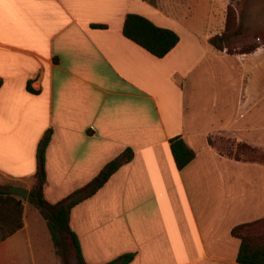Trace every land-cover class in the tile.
Masks as SVG:
<instances>
[{
	"label": "crops",
	"instance_id": "0c3cea01",
	"mask_svg": "<svg viewBox=\"0 0 264 264\" xmlns=\"http://www.w3.org/2000/svg\"><path fill=\"white\" fill-rule=\"evenodd\" d=\"M230 5L246 32H264V0H0V188L3 179L32 188L49 130L53 204L133 151L72 210L87 264L127 254L130 264H241L233 230L264 219V162L241 156L264 155V43L241 53L254 43L242 37L234 54L210 43ZM129 14L179 44L153 56L125 37ZM177 138L195 153L183 169ZM0 216L15 226V211ZM24 219L0 243V264H62L40 212L25 204Z\"/></svg>",
	"mask_w": 264,
	"mask_h": 264
},
{
	"label": "trees",
	"instance_id": "16d2710c",
	"mask_svg": "<svg viewBox=\"0 0 264 264\" xmlns=\"http://www.w3.org/2000/svg\"><path fill=\"white\" fill-rule=\"evenodd\" d=\"M94 27L105 28V26ZM123 32L127 39L135 42L160 59L165 58L180 42V37L177 33L158 27L146 17L138 14H129L126 17ZM242 34L237 10L233 5H230L227 10L225 32L221 36L211 38L210 43L219 50L227 49L229 53L234 54L236 51L230 46V40ZM258 47V45H252L240 51L241 53H251L258 49ZM2 83L0 79V88ZM28 91L37 94L31 84L28 85ZM52 135V130L47 131L39 144L37 172L35 175L36 183L29 191L28 201L40 212L47 222L55 252L61 259L62 264H71L70 255L72 249L74 250L78 264H87L79 239L71 228L72 210L78 204L95 195L123 165L130 163L133 159V151L127 149L122 155L110 162L91 183L76 191L68 198L53 204L45 198V186L47 184L46 154ZM241 148L251 149L247 145H242ZM172 152L179 169L185 168L195 158V153L181 138L172 141ZM9 187L14 186H4V189ZM4 189L0 188V215L3 209L10 210L11 212L15 211L16 222L14 227L5 230L6 226L9 227L11 225V219L9 222L0 216V243L25 226L24 199L8 193ZM263 221L264 219L245 224L233 230V235L242 241L238 258L241 264H264V234L253 235L252 233V229ZM134 258L135 254H127L108 264H130Z\"/></svg>",
	"mask_w": 264,
	"mask_h": 264
},
{
	"label": "rangeland",
	"instance_id": "374dc122",
	"mask_svg": "<svg viewBox=\"0 0 264 264\" xmlns=\"http://www.w3.org/2000/svg\"><path fill=\"white\" fill-rule=\"evenodd\" d=\"M241 28H242L243 34L240 35V36H237V37H233L230 40V43H232L230 46H232L235 50H237V48L239 47L238 44H240L241 40H244L245 37L251 39V41H253L254 43H252L250 45H247V46H245L243 48H247L249 46H252L255 43H264V32H253V31H256L257 29H256V27H252L250 29V32H253V33H248V32H246L245 28H243V27H241ZM242 37H244V38H242ZM260 38H262V40ZM242 49H240V50H242ZM237 51H239V50H237ZM229 150L230 151H234V150H232V148H230ZM241 156L244 159L258 160V161L264 162V155L262 156V155H259V154H256V153H252V152H247L246 151L245 153H241ZM1 183L3 184V186L22 187L19 182L8 180V179H3ZM35 183H36V179H35V181H34V183L32 185V188H33ZM32 188H30L29 190H31ZM25 190L29 191L28 189H25ZM24 201H25V204H27L28 210L30 212H38V210L29 203L28 199H24ZM252 233H253V235L264 234V221L260 225H258L257 227L253 228L252 229ZM70 263L71 264H78L73 249H72L71 255H70Z\"/></svg>",
	"mask_w": 264,
	"mask_h": 264
},
{
	"label": "water",
	"instance_id": "95a60500",
	"mask_svg": "<svg viewBox=\"0 0 264 264\" xmlns=\"http://www.w3.org/2000/svg\"><path fill=\"white\" fill-rule=\"evenodd\" d=\"M7 192L12 195L19 196L23 199H28L29 197V191L24 190L23 188H19V187H9L7 188Z\"/></svg>",
	"mask_w": 264,
	"mask_h": 264
}]
</instances>
